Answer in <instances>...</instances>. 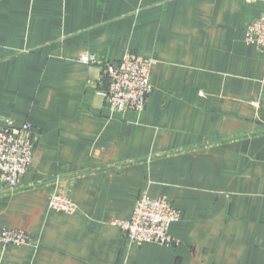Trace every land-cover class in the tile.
<instances>
[{
	"label": "crops",
	"instance_id": "1",
	"mask_svg": "<svg viewBox=\"0 0 264 264\" xmlns=\"http://www.w3.org/2000/svg\"><path fill=\"white\" fill-rule=\"evenodd\" d=\"M264 0H0V127L28 123L33 161L0 180V264H264V57L244 28ZM154 60L140 112L111 114L102 64ZM90 53L96 63L78 61ZM181 213L172 246L128 245L138 194ZM57 192L74 213L48 208Z\"/></svg>",
	"mask_w": 264,
	"mask_h": 264
},
{
	"label": "built area",
	"instance_id": "2",
	"mask_svg": "<svg viewBox=\"0 0 264 264\" xmlns=\"http://www.w3.org/2000/svg\"><path fill=\"white\" fill-rule=\"evenodd\" d=\"M244 40L264 57V13L244 28ZM78 61L85 64L97 62L94 55L82 53ZM154 60L126 51L117 62L102 64L106 81L104 97L111 114L123 116L128 111L140 113L150 96L153 86L151 75ZM36 136L28 123L15 127L11 120L0 127V180L8 192L19 189L21 178L33 161ZM48 208L64 213L77 211L75 203L67 196L54 192L48 199ZM181 218L166 196L151 197L142 190L127 219L117 220L123 239L128 245L154 243L162 246L176 244L169 233L172 222ZM0 243L6 245H37V240L21 229H2Z\"/></svg>",
	"mask_w": 264,
	"mask_h": 264
}]
</instances>
